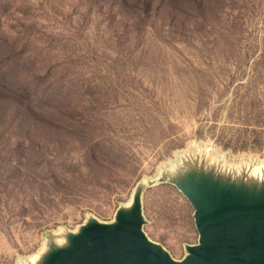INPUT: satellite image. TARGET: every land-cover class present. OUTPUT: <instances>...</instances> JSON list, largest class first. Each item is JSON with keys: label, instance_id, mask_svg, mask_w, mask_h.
Instances as JSON below:
<instances>
[{"label": "rangeland", "instance_id": "obj_1", "mask_svg": "<svg viewBox=\"0 0 264 264\" xmlns=\"http://www.w3.org/2000/svg\"><path fill=\"white\" fill-rule=\"evenodd\" d=\"M122 229L264 258V0H0V264Z\"/></svg>", "mask_w": 264, "mask_h": 264}, {"label": "water", "instance_id": "obj_2", "mask_svg": "<svg viewBox=\"0 0 264 264\" xmlns=\"http://www.w3.org/2000/svg\"><path fill=\"white\" fill-rule=\"evenodd\" d=\"M86 264H171L159 257L155 251H143L135 237L128 229L104 238L93 253L91 261ZM182 264H264V258L255 254H238L228 249L212 246L207 240L204 247L194 252V257Z\"/></svg>", "mask_w": 264, "mask_h": 264}, {"label": "bare ground", "instance_id": "obj_3", "mask_svg": "<svg viewBox=\"0 0 264 264\" xmlns=\"http://www.w3.org/2000/svg\"><path fill=\"white\" fill-rule=\"evenodd\" d=\"M214 201L216 202V204H222V201L219 198H215ZM212 224L215 225V227L221 228V232L223 236L227 232H229L230 236H233V235L238 236L242 232L243 228H245V225L242 222V220H238L233 224H229V222L227 221V218L223 216H219L217 218L213 217ZM228 243L230 244V240ZM239 245H240V242L234 244V246H231L232 247L231 251L235 254H238L241 251V246ZM224 248L226 249L227 245Z\"/></svg>", "mask_w": 264, "mask_h": 264}, {"label": "crops", "instance_id": "obj_4", "mask_svg": "<svg viewBox=\"0 0 264 264\" xmlns=\"http://www.w3.org/2000/svg\"><path fill=\"white\" fill-rule=\"evenodd\" d=\"M130 223L129 222H127L126 224H125V226H127V225H129ZM128 227V226H127Z\"/></svg>", "mask_w": 264, "mask_h": 264}]
</instances>
